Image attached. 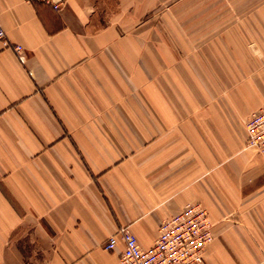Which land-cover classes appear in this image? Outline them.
Segmentation results:
<instances>
[{
  "label": "crops",
  "instance_id": "crops-1",
  "mask_svg": "<svg viewBox=\"0 0 264 264\" xmlns=\"http://www.w3.org/2000/svg\"><path fill=\"white\" fill-rule=\"evenodd\" d=\"M52 1L0 0V264H120V227L149 248L195 203L201 264H264V153L195 86H163L162 0Z\"/></svg>",
  "mask_w": 264,
  "mask_h": 264
},
{
  "label": "rangeland",
  "instance_id": "rangeland-1",
  "mask_svg": "<svg viewBox=\"0 0 264 264\" xmlns=\"http://www.w3.org/2000/svg\"><path fill=\"white\" fill-rule=\"evenodd\" d=\"M156 16L163 86H195L197 99L222 108L245 130L255 109L239 98L256 96L264 104V0H162ZM229 98L239 105L222 107Z\"/></svg>",
  "mask_w": 264,
  "mask_h": 264
},
{
  "label": "built area",
  "instance_id": "built-area-1",
  "mask_svg": "<svg viewBox=\"0 0 264 264\" xmlns=\"http://www.w3.org/2000/svg\"><path fill=\"white\" fill-rule=\"evenodd\" d=\"M24 1L52 3L55 9L59 8L52 0ZM0 40L7 41L1 24ZM11 47L22 60V47ZM245 131L246 148L264 153V104L247 120ZM213 227L207 209L201 203H195L164 220L151 247L142 248L131 229L123 226L108 239L105 249L115 250L121 243L123 249L120 264H201L206 247L215 238Z\"/></svg>",
  "mask_w": 264,
  "mask_h": 264
}]
</instances>
